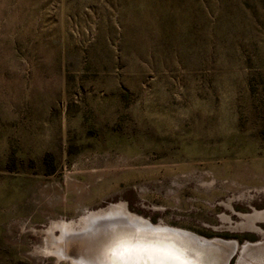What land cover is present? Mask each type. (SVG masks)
Segmentation results:
<instances>
[{"label":"rangeland","instance_id":"rangeland-1","mask_svg":"<svg viewBox=\"0 0 264 264\" xmlns=\"http://www.w3.org/2000/svg\"><path fill=\"white\" fill-rule=\"evenodd\" d=\"M130 218L264 264V0H0V264H152Z\"/></svg>","mask_w":264,"mask_h":264},{"label":"bare ground","instance_id":"bare-ground-1","mask_svg":"<svg viewBox=\"0 0 264 264\" xmlns=\"http://www.w3.org/2000/svg\"><path fill=\"white\" fill-rule=\"evenodd\" d=\"M129 220H130V222L132 221L139 226L141 225L143 227H148L151 229H165L166 230L164 232L158 231V233H160L159 237L161 238V240L159 239L157 242H155V241L150 242L149 241L147 243L144 241L143 243L139 242L137 244H132V245L128 246L131 250H134L135 253H138L139 257H144L145 259H148L150 261L153 259L154 262L152 264H184L185 260L190 259V257H187L186 254L188 252L186 251L185 247L183 246V242H185V239H183V237L180 238V236H175L172 233H169L167 231V229L169 227L168 228L167 227H154L150 223L143 222L142 220L136 219V218H130ZM130 224H132V223H130ZM175 230H177V229H175ZM177 231L182 233V234L188 235V236H196V235H192V234L180 231V230H177ZM165 234H167V235H165ZM186 238L189 239L194 244H196V246H198V247H200V246L201 247L215 246V245L211 244L212 243L211 241L202 240V238L201 239L199 238L200 243H205L207 245H204V246L199 245L191 237H189V238L186 237Z\"/></svg>","mask_w":264,"mask_h":264},{"label":"water","instance_id":"water-1","mask_svg":"<svg viewBox=\"0 0 264 264\" xmlns=\"http://www.w3.org/2000/svg\"><path fill=\"white\" fill-rule=\"evenodd\" d=\"M167 231L169 232V233H172L173 235H175V236H180V238L181 237H183V239H187L186 237H191L195 242H197V244H199V245H207V244H205V243H200V241H199V237L198 236H188V235H185V234H182V233H180V232H178L177 230H175V229H173V228H168L167 229ZM187 241V240H186ZM188 242V241H187ZM186 242V243H187ZM184 244H186L185 242H183ZM215 242H212L211 244H213V245H215L214 244ZM196 245V244H195ZM194 245V246H195ZM111 246V245H110ZM216 246V245H215ZM201 247V246H200ZM206 249V248H205ZM106 259V258H105ZM105 264H108V261L106 260L105 261Z\"/></svg>","mask_w":264,"mask_h":264}]
</instances>
